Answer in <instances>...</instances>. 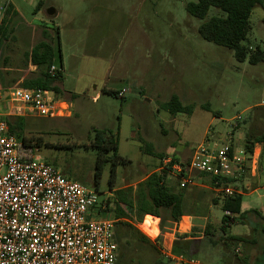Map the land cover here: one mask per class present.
I'll list each match as a JSON object with an SVG mask.
<instances>
[{
	"label": "rangeland",
	"instance_id": "374dc122",
	"mask_svg": "<svg viewBox=\"0 0 264 264\" xmlns=\"http://www.w3.org/2000/svg\"><path fill=\"white\" fill-rule=\"evenodd\" d=\"M195 1L0 0V6L11 4L18 11L12 17L14 39L0 56V96L2 90L20 86L39 73L27 63L26 54L47 32L55 50L54 67L61 70L57 83L61 94L56 95L71 105L63 118L9 117L23 118L15 136L31 141L41 160L67 179L96 192L99 218L116 221L115 192L133 188L134 196L139 183L159 171L163 160L142 149L147 144L166 158L187 161L206 141L228 140L235 133L239 146L242 135L264 134V61L240 62L231 50L205 41L200 26L223 13L210 8L204 20L193 17L186 5ZM50 9L55 11L53 16L48 14ZM250 26L244 44L264 51L263 7L254 9ZM122 92L123 97L118 95ZM173 95L190 111L173 115L161 109ZM6 102L3 113L11 109L9 97ZM99 131L114 134L117 155L124 161H116L115 151L110 150L96 180L94 141ZM261 168L264 176V154ZM168 180L172 191L184 196L190 230L184 233L183 225L178 234L176 224L158 218L160 236L151 237L136 215L120 204L128 214L124 220L156 248L133 240L126 264H155L159 259L172 264L166 256L172 253L171 242L184 243L186 238L193 242L191 258L201 264H228L227 258L232 264H264V237L253 225V215L237 219L228 229V236L246 237L248 242H230L221 232L223 194L213 190L208 179L203 180L204 186L184 191L176 179ZM214 199L219 203L214 204ZM117 232V238L123 235L121 228Z\"/></svg>",
	"mask_w": 264,
	"mask_h": 264
},
{
	"label": "built area",
	"instance_id": "2783aa9c",
	"mask_svg": "<svg viewBox=\"0 0 264 264\" xmlns=\"http://www.w3.org/2000/svg\"><path fill=\"white\" fill-rule=\"evenodd\" d=\"M6 8L0 6V25ZM56 71L53 66L50 73ZM7 91L11 109L6 113L4 92L0 96V264H117L115 221L97 217L98 194L67 179L41 160L32 142L8 130L9 117L63 118L71 112L70 103L50 90L17 86ZM240 120L236 118V123ZM249 162L256 169L254 151L229 138L209 140L187 161L167 157L158 172L176 179L179 189L204 186V179H212L211 188L224 198L241 194L235 184ZM149 216L158 238L160 220ZM181 224L182 220L175 226ZM166 256L172 264H201L170 251Z\"/></svg>",
	"mask_w": 264,
	"mask_h": 264
},
{
	"label": "trees",
	"instance_id": "16d2710c",
	"mask_svg": "<svg viewBox=\"0 0 264 264\" xmlns=\"http://www.w3.org/2000/svg\"><path fill=\"white\" fill-rule=\"evenodd\" d=\"M41 5L42 2L38 3L36 10L39 9ZM257 7L264 8V0H196L195 2L187 4L186 10L193 17L204 20L210 8L219 9L223 15L212 17L205 21L199 28L200 36L207 42L231 50L236 59L240 62H244L249 58L251 64H258L264 61V51L260 47L253 48L252 46L244 44L251 30L250 17ZM17 16L18 11L11 4H8L0 25V56L6 44L11 39H14L16 28L13 25L12 17ZM48 39L49 34L44 32V40L38 42L31 52L26 54L27 63L29 62L39 73L35 77L26 79L20 86L29 89L50 90L60 95L61 90L57 83L61 75V70H57L54 75L50 73L51 68L54 66L55 50L53 44L49 42ZM2 92H6V90H2ZM161 109L175 115L177 113L189 112L191 108L190 106L183 105L180 99L176 95H173L169 101L161 105ZM22 121L23 118H16L13 121L8 119L7 124L9 132L16 135V133L20 131ZM23 140L29 141L26 138H23ZM257 143L263 144L264 146V134L255 140H249L248 138L244 144V148L251 153L254 151L255 144ZM94 144L98 149L96 180H99L104 166L108 161L107 153L110 150L113 149L115 151L116 161L123 163L124 159L117 155L118 144L113 133L107 131L97 132ZM142 149H145V151L151 155L158 156L162 160L166 159L165 155L154 152V148L151 144H147L146 147H142ZM173 161L178 162L179 159L173 157ZM206 179L204 180L206 181ZM208 180L209 184L212 185L213 180ZM230 183H234V181ZM182 190L184 191L185 189ZM133 192V188L115 192L118 202L115 213L117 220L115 221L114 230L115 239L119 247L117 264H126L128 246L133 240L140 244H145L152 249H156L153 241L138 230L135 225L124 220V218L128 217V214L125 213L120 204L124 205L130 213H134L139 222H142L145 216L152 215L160 218L164 224L170 222L171 225H173L178 224L184 216L189 215L185 211L183 194L172 191L166 172L152 173L143 182L139 183L134 196ZM218 203L219 200L214 199V204ZM221 209L224 212L221 221L222 237L227 238L228 241L233 243L248 242L246 237L228 236V229L232 224L236 223L237 219L245 220L249 215H253L256 218L255 228L259 229L261 235L264 237L263 213L257 210H245L241 194L224 197L221 200ZM102 210L104 209L100 208L101 212ZM117 228L123 230V235L118 238ZM207 234H209L208 231ZM123 241L124 243H122ZM213 243L216 244L215 242ZM193 247V242H191L190 239L186 238L184 243L181 242V240H177L172 246V253L182 255L188 259H193L191 258ZM262 254L264 257V249ZM155 264L165 263L163 260L159 259Z\"/></svg>",
	"mask_w": 264,
	"mask_h": 264
},
{
	"label": "crops",
	"instance_id": "0c3cea01",
	"mask_svg": "<svg viewBox=\"0 0 264 264\" xmlns=\"http://www.w3.org/2000/svg\"><path fill=\"white\" fill-rule=\"evenodd\" d=\"M240 127H238L239 129ZM235 133L230 135L231 140L233 139V142L236 145L235 141ZM259 136H253V137H247V135H242L238 138L239 146L244 147V144L246 143L247 139L249 140H255ZM263 144H255L254 152H255V158L257 160L256 169H252L251 162L247 163L246 168L240 176V178L237 180L235 187L239 188L241 190L242 195V201H243V207L245 210H257L264 215V176L261 174V161L264 154V148ZM259 166V167H258ZM191 219V215L184 216L182 218V224L180 227L175 226V232L178 234L181 233L182 226H186L187 229L183 230L184 233H186L188 230H190L191 224L189 223V220ZM256 226L255 224H253ZM178 228V229H177ZM173 242H171L170 250H172ZM264 249V248H263ZM230 259L227 258L228 264H232Z\"/></svg>",
	"mask_w": 264,
	"mask_h": 264
},
{
	"label": "bare ground",
	"instance_id": "6f19581e",
	"mask_svg": "<svg viewBox=\"0 0 264 264\" xmlns=\"http://www.w3.org/2000/svg\"><path fill=\"white\" fill-rule=\"evenodd\" d=\"M151 219H153V218L149 215L145 218V223L142 225V229L146 233H148L150 236L154 237L157 235L158 229H157L156 225L151 222ZM157 222H158V220H156V223Z\"/></svg>",
	"mask_w": 264,
	"mask_h": 264
},
{
	"label": "water",
	"instance_id": "95a60500",
	"mask_svg": "<svg viewBox=\"0 0 264 264\" xmlns=\"http://www.w3.org/2000/svg\"><path fill=\"white\" fill-rule=\"evenodd\" d=\"M48 14H49L50 16H53V15L55 14V11H54L53 9H50V10L48 11ZM3 97H4V99H7V97H8V91L4 92Z\"/></svg>",
	"mask_w": 264,
	"mask_h": 264
}]
</instances>
